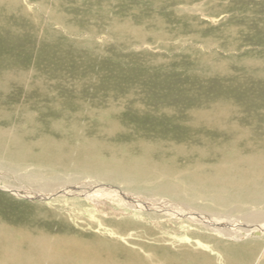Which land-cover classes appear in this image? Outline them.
<instances>
[{"label": "bare ground", "instance_id": "6f19581e", "mask_svg": "<svg viewBox=\"0 0 264 264\" xmlns=\"http://www.w3.org/2000/svg\"><path fill=\"white\" fill-rule=\"evenodd\" d=\"M21 81L0 71L4 90L21 88ZM39 83L31 81L27 101L14 90L0 95V189L45 199L86 190L88 183H74L88 175L122 187L127 203L148 209L150 218L166 215L202 230L188 227L192 240L184 241L170 229L116 223L119 233L140 228L150 237L139 251L116 238L75 231L56 211L39 222L32 212L21 217L2 194L0 264H255L264 251V133L234 122L232 106L221 101L193 108L175 129L147 138L116 120L114 101L85 111L89 105L77 103L71 113L67 99L35 94ZM93 191L84 195L93 198ZM252 236L258 237L244 239Z\"/></svg>", "mask_w": 264, "mask_h": 264}, {"label": "rangeland", "instance_id": "374dc122", "mask_svg": "<svg viewBox=\"0 0 264 264\" xmlns=\"http://www.w3.org/2000/svg\"><path fill=\"white\" fill-rule=\"evenodd\" d=\"M0 60V71L28 83L2 86L0 95L14 90L27 101L36 79L35 94L67 99L71 113L77 103L88 104L85 111L112 100L127 132L135 128L147 138L175 129L189 110L221 101L233 107L234 122L264 133V0H0ZM77 183L98 192L38 199L0 189V195L21 217L32 212L39 222L56 211L75 231L116 238L139 251L150 237L140 228L119 233L116 223L170 229L184 241L192 240L188 227L202 230L166 215L150 218L148 209L127 203L117 184L88 175Z\"/></svg>", "mask_w": 264, "mask_h": 264}]
</instances>
